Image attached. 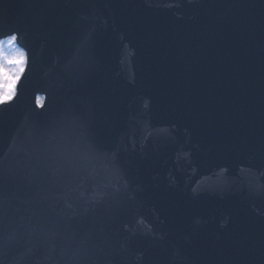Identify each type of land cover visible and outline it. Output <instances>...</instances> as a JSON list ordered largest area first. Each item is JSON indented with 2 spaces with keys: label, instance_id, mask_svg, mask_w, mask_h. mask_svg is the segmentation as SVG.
<instances>
[{
  "label": "water",
  "instance_id": "obj_1",
  "mask_svg": "<svg viewBox=\"0 0 264 264\" xmlns=\"http://www.w3.org/2000/svg\"><path fill=\"white\" fill-rule=\"evenodd\" d=\"M91 1H93L94 6L98 10L102 0H0V31L2 32V35L6 36L13 32L18 33L19 39H21L29 49L30 57L26 79H23L21 82L23 86L19 89L17 98L9 104L0 106V156L3 154L1 153L2 150L7 148H13L17 154H21L20 135L27 132L26 126L31 125L29 121L40 123L39 117H41V115L52 105L47 100L46 109L42 112L37 111L30 98L31 91L38 86L42 88L40 91L47 94L50 101H52L57 94L58 87L62 88L64 85L67 89V87L70 86V76L73 74L71 61L74 59L72 55L80 57L86 53L89 55L91 54L93 48L92 41L97 37V28L91 27L97 25L98 28H106L100 16L97 22L96 15L92 18V10L89 8ZM109 1H111L115 7L120 5L124 8H137V15L142 20L146 21L147 18L144 15L149 8L155 5L159 8L165 7V10H157L156 12H169V21L170 23H173L174 19L172 16L176 13L174 8L181 0H174L175 2L170 0ZM183 1H186L187 4L193 5L197 8H202L201 0ZM109 9L115 15V8L113 5L109 6ZM239 11L240 8L237 0H213V2H210V8H208L207 5H204L201 15L197 14L196 18L195 16L194 18L195 21H203V18H209L210 15H213L215 18L216 15L222 17V21H217V19H215V22H213L215 27L211 28L210 32L208 31L207 33L208 37H216L220 41L219 50L226 53L228 48L224 46L223 40L228 35L227 28H238L233 24L234 21L233 23L228 21L232 19L234 15L241 18L242 14H239ZM117 13L118 12H116V15ZM152 13L153 11L150 12L148 16H151ZM258 15L263 16L261 12ZM125 17H127V19H124ZM130 17H135V14L130 12L128 15L126 14L122 17L124 27H133L132 24L128 25L127 23ZM150 26L154 27L156 32L160 34L162 31L164 33L169 31V27L167 28V26L160 21L157 25ZM246 27L250 28L251 23L248 22ZM90 28L92 30H90ZM189 32L190 29L183 31L182 33L183 45L160 48V46H158L160 43L157 40L152 41L150 45L140 41H133L128 43V48L137 45L142 48L159 49L162 57L165 56L164 52H172L174 57H176V54H178L179 58L182 57L179 60L180 64L186 65L197 58L199 53H201L198 51L202 50V48L197 50L196 44L190 49L187 47L188 44L197 43L194 39L189 37ZM155 34L156 33H154V36ZM192 36L198 38L200 37V33L198 31H193ZM98 41L99 40L95 43L97 46L96 54L103 55L98 51L103 47ZM180 41L181 37L179 36L178 41L174 42L179 43ZM256 47L259 48L260 45H257ZM175 49H177V53L174 52ZM193 52V55L183 57ZM253 55L257 56L256 54ZM157 61L158 63H161L159 60ZM256 63L259 65V61L256 60ZM77 66L79 71H85V69H82L83 65L77 63ZM142 66L151 74H156L151 67L147 65ZM86 67L88 68V66ZM162 73L163 71L159 74ZM92 74L94 76H91L88 79V84L91 86L90 92H95L97 90L99 92L97 95H100L99 99H101L103 92L106 90V85L100 83L101 81L98 79L100 74H96L95 72ZM171 74L173 75L172 78L166 80L164 83L162 81H159L158 83L157 88L163 91L162 96L157 97L154 95L152 99L146 98L145 95L142 97L146 107H150V111L148 112L151 113L152 116H157L159 109L162 110L168 108V104H171V106L173 104V107H183L181 106V93L178 92L180 87L183 89L187 81L182 79L179 70H175ZM54 79L57 81H54ZM81 88L85 89L88 87L82 86ZM69 90L67 89V91L71 93H77L71 91V87H69ZM212 94L211 90L207 91V95H204L192 103L193 107L199 108L205 104H209L210 101L208 99ZM165 95L171 97H163ZM94 105L101 113L103 107L100 100L95 101ZM95 114L98 115L97 113ZM102 115H109V113L104 112ZM117 120L118 117L116 113H113L112 116L101 118V121L107 126L116 124ZM135 120L139 124H142V122H140L141 119L138 120L136 117H133L131 122ZM16 123L20 127H18ZM151 123L153 124V122ZM165 128L169 130L173 129L172 126H165ZM26 136L28 135H25L24 137ZM178 142H180V139ZM177 153L180 154L178 151ZM18 156L20 157L18 160H21V155ZM6 162V158L0 159V171H3L1 167ZM208 172L209 171L203 169L198 176H200L201 179H207ZM1 183L2 185L0 186L3 187L4 192L2 195L4 197L1 199L0 205L3 208H8L10 205L9 198L12 197L10 189H17L16 187L18 185L15 184V187L13 183H11L13 186L9 188L4 180H2ZM198 190L199 189H197V191ZM207 194L209 196V192ZM154 196L156 202L152 198L148 209H143L140 212L135 213L130 221H128L127 224H129L132 230H130L129 226H124L122 221L119 222L120 227L118 226V228L120 230L123 232L125 230H130L135 233V238L131 241L133 248L139 253L137 254L139 255L138 260L146 257L148 254V264H198V254L202 253L203 255L201 259L204 260L211 261V256L214 254L218 257V259H213L212 263L209 262L208 264H236L235 258L238 256H233L235 251H246L247 253L244 254L245 257H247L250 254L251 247L258 242L256 239L258 236L255 238L253 236L251 237L250 235H253L252 233L249 235L250 237L248 238V241L245 242L244 239L246 237L242 236V233H239V230L237 229H232L231 231L226 229L225 231L216 233L217 235L214 236L211 231V226L204 224L201 221V218L206 215L207 211L202 205H200V210L202 211L200 212L201 216L196 219L199 209L197 210L198 205H196V207L194 206V208L193 205L199 203L198 199L189 200L188 197H185L186 199L183 202H187L189 206L186 210L187 214L184 215L183 211L172 207V205L180 200L179 191L170 190L168 195H165L160 189H156L154 191ZM107 209H110V205H107ZM86 214L85 208L81 209L80 216L82 219L86 218ZM244 214L245 219L250 220L249 216L251 213L244 212ZM262 216L263 218H259V220L264 227V212ZM54 227V239L59 241L54 246V249H52V254L55 256L57 255L56 258L52 259L54 264H85L84 261H87L88 259L87 255L94 256L100 263L114 264L110 259L109 252L112 249V246L115 247L114 244H117L119 230L114 231V233H109L108 237L101 236L100 239L93 240L92 245L86 247L83 245L84 241L80 240L81 237L74 235L87 232L89 229L87 226L83 229L80 227L70 229L69 227H66V224L64 225V222H59ZM90 230H93V228ZM257 235H259V232ZM217 236L223 238L228 237L225 240V245L228 244L227 248H229V252L225 249V245ZM42 240H44V237L37 238L36 244ZM107 240H111L114 244L111 242L106 243ZM89 241L90 239L88 238L87 243ZM123 242H121V244H123ZM23 251L26 254L21 257ZM68 253L76 254L80 259L75 260V257L69 258L67 255ZM206 255L208 258L205 257ZM127 256L131 258V255L129 254ZM32 257L33 254L29 242L27 240H22L20 243V261L26 264ZM117 261H119V264H123V260ZM118 263L116 262V264ZM128 264H142V262L137 261L136 263L131 259Z\"/></svg>",
  "mask_w": 264,
  "mask_h": 264
},
{
  "label": "snow or ice",
  "instance_id": "obj_2",
  "mask_svg": "<svg viewBox=\"0 0 264 264\" xmlns=\"http://www.w3.org/2000/svg\"><path fill=\"white\" fill-rule=\"evenodd\" d=\"M18 40L19 34L15 32L9 33L5 39H0V53H3L5 58L12 53H18L23 57L22 65L14 64L11 70L10 74L15 78L11 89H8L6 86L0 88V105L9 104L17 98L19 89L23 86L21 81L26 79V72L29 67V56L26 50L19 46ZM5 63H7V59H5ZM37 103H39V100H37Z\"/></svg>",
  "mask_w": 264,
  "mask_h": 264
},
{
  "label": "clouds",
  "instance_id": "obj_3",
  "mask_svg": "<svg viewBox=\"0 0 264 264\" xmlns=\"http://www.w3.org/2000/svg\"><path fill=\"white\" fill-rule=\"evenodd\" d=\"M5 59H7V63H5ZM22 63L23 57L18 53H12L7 58L4 57L3 53H0V88L6 86L8 89H11L15 80V78L10 74L11 70L13 69L14 64L22 65Z\"/></svg>",
  "mask_w": 264,
  "mask_h": 264
},
{
  "label": "bare ground",
  "instance_id": "obj_4",
  "mask_svg": "<svg viewBox=\"0 0 264 264\" xmlns=\"http://www.w3.org/2000/svg\"><path fill=\"white\" fill-rule=\"evenodd\" d=\"M8 67H12V66H8Z\"/></svg>",
  "mask_w": 264,
  "mask_h": 264
}]
</instances>
